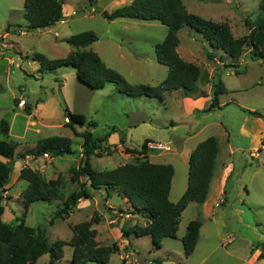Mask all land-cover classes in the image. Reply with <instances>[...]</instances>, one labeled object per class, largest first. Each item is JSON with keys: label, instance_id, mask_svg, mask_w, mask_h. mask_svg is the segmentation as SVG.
Masks as SVG:
<instances>
[{"label": "rangeland", "instance_id": "obj_1", "mask_svg": "<svg viewBox=\"0 0 264 264\" xmlns=\"http://www.w3.org/2000/svg\"><path fill=\"white\" fill-rule=\"evenodd\" d=\"M130 1L97 0L91 6L88 0H65L63 12L69 14L62 21L45 29L23 30L28 26L23 16V0H0V121L5 120L9 128L7 136L0 133V139L15 145L11 177L0 192L1 203L5 204L3 220L16 223L24 218L27 225L42 224L47 229L48 242L52 243L56 239L68 241L72 236L71 225L89 220L97 213L98 222L92 226L97 230L96 240L101 245L112 242L118 245L107 264H155V260H159V264H264V62L251 59L247 48L233 61L222 50L210 47L195 29L180 28L177 51L181 58L198 65L209 79V72L213 70L210 81L200 80L197 85L211 84L220 78L227 90L219 96V110L190 114L182 90L164 92L163 102L153 97L129 98L120 94L112 83H106L102 89H90L79 82L75 69L70 67L41 73L39 63L31 59L34 53L44 54L49 59L65 57L72 49L65 38L92 30L98 40L89 48L98 53L107 67L116 70L130 84L158 85L165 78L167 67L156 61L155 44L163 40L167 27L158 21L108 19L100 13L104 10L110 13ZM183 1L191 13L226 22L234 37L248 32L245 21L255 20L261 2ZM95 9L100 12H94ZM206 53L214 57H208ZM20 99L25 100L24 106H18ZM27 107L31 108L30 112ZM65 107L70 112L84 114L87 121L95 122L96 136L108 134L101 145L109 149V154L103 149L99 154L90 155L95 170L139 162L141 157L127 149L139 146L145 137L167 144L169 148L159 151L160 156H157L158 151H153L148 154V159L172 164L170 201L176 200L187 187L188 166L181 156H170L168 142L179 146L195 133L185 143L190 148L208 136H216L220 139V149L214 171L219 167L220 172L221 164L229 158L232 162L224 195L214 199L211 190L203 212L201 204L190 202L182 211L176 236L162 238L159 249L152 246L149 236L135 237L130 233L132 226H143L147 219L132 214L124 217L131 206L115 191L107 196L103 189L93 190L90 197L77 201L69 217L56 218L52 223H49L51 213L62 201H36L25 211L22 193L28 182L18 178L22 166L39 171L47 180L61 175L65 196L81 190V183L86 179L81 176L75 182L70 178V169L78 168L82 163L83 139L66 124ZM249 111H256L261 116ZM172 128L175 131L172 132ZM75 129L78 133L83 131L79 126ZM50 136L70 138L75 152L37 157L29 153L38 140ZM120 139H126L128 145L122 144ZM228 143L237 150L227 154L226 160L222 157ZM21 154L24 157H20ZM216 200L218 204L214 203ZM196 217L202 222L200 234L194 251L186 257L181 238L187 223ZM63 250V258L56 264H70L72 248L65 245ZM36 264H49L48 254L39 257Z\"/></svg>", "mask_w": 264, "mask_h": 264}, {"label": "trees", "instance_id": "obj_2", "mask_svg": "<svg viewBox=\"0 0 264 264\" xmlns=\"http://www.w3.org/2000/svg\"><path fill=\"white\" fill-rule=\"evenodd\" d=\"M96 1L88 0V3L92 6ZM23 2V16L30 30L45 29L64 19V0H23ZM94 12L100 11L95 9ZM100 13L108 19L158 21L167 27L163 40L155 44L156 61L167 67V74L158 85L130 84L116 70L107 67L98 53L89 48V45L98 40L97 34L92 30L82 31L65 38L66 43L72 48L65 57L49 59L44 54L34 53L31 59L39 63L38 71L52 72L61 67H70L75 69L79 82L90 89H102L106 83H112L120 94L129 98L153 97L163 102L164 92L178 89L182 90L186 97L201 96L204 92L198 91L197 82L200 80L207 82L210 79L207 74L202 73L198 65L184 60L177 51L179 44L177 32L184 26L195 29L210 47L222 50L233 61L239 59L247 48L251 59L264 62V0H261L259 4V12L255 20L245 21L248 32L239 37L232 35L226 22L205 19L189 12L183 0H132L110 13L105 10ZM206 54L208 57H214L213 54ZM235 73L238 72L235 71ZM226 92L220 78L212 83L210 102L201 112L209 113L219 110L221 108L219 96ZM26 110L30 112L31 108L27 107ZM64 111L66 124L83 139L82 163L78 168L70 169V178L75 182L79 181L81 176L86 179L81 183V190L65 196L61 175L47 180L39 171L22 166L19 169L18 178L28 182V186L22 193L25 211L31 203L36 201L49 203L62 201V204L51 213L49 223H52L56 218L69 217L77 201L90 197L93 190L103 189L107 196L115 191L119 196L127 199L131 206L129 214L147 219L143 226L131 227L130 233H133L135 237L149 236L152 246L158 249L162 238H174L182 211L186 206L190 202L202 204L207 197L219 152L218 139L215 136H208L191 151L188 158L187 187L178 201L172 202L169 199V193L174 168L169 163H156L148 159V154L155 151L147 147L150 139L145 137L139 146L127 149L141 157L139 162H128L109 170L98 171L92 167L90 155L99 154L103 149L104 153L109 154V149L101 145L107 140L108 134L96 136L95 122L87 121V117L82 113L70 112L67 107ZM249 112L261 116L256 111ZM75 126L83 128V131L78 133ZM8 129L7 122L1 120L0 133L7 136ZM120 142L126 145L124 139H120ZM97 149L100 151L98 152ZM74 152L72 140L63 136L40 139L35 148L29 151L35 157L45 154L61 156ZM14 156V143L0 139V192L10 180ZM20 157H24V154ZM1 200L0 194V264H36L37 259L44 254L49 256V264H56L63 258L65 245H70L72 248L70 264H86L87 262L107 264L110 256L118 250L116 242L101 245L96 240L97 230L92 226L98 222L97 213H94L89 220L71 225L72 236L68 241L56 239L49 243L46 236L47 229L42 224L30 226L26 224L24 218H20L16 223L4 221L2 217L5 204L1 203ZM201 225L202 222L198 217L190 220L186 225L185 234L181 238L183 253L186 257L194 251ZM123 234L127 235L125 232ZM159 263V260H155V264Z\"/></svg>", "mask_w": 264, "mask_h": 264}, {"label": "crops", "instance_id": "obj_3", "mask_svg": "<svg viewBox=\"0 0 264 264\" xmlns=\"http://www.w3.org/2000/svg\"><path fill=\"white\" fill-rule=\"evenodd\" d=\"M64 2H65V0H64ZM63 14L65 16V15H68L69 13H64L63 12ZM27 25H28V22H27ZM209 73H210V75H209L210 76V79H212L211 76L213 74V70L211 72H209ZM206 87H208V89H206ZM211 89H212V83L211 84L208 83L207 85L205 84L204 86H201V85L198 86V91H203L204 92V94L201 95V96H199V95L198 96H195L194 95L192 97H186V96L183 95L184 96L183 99H184L186 105L189 108V113L190 114H193L195 111L196 112H201L202 109H204V108H206L208 106V104L210 102L211 95H212L211 94ZM171 126L174 127V124L173 125L171 124ZM192 127H194V126H192ZM171 131L173 132V131H175V129L172 128ZM198 132L196 131V133H198ZM194 135H195V133L189 135V137H187V139H184L181 142V145H179V146L178 145H174L172 142H168V144H170V148H171V150H170L171 153H169L170 156L173 155V154L174 155L181 156L183 159H185L187 161V166H188V158H189V155H190L191 151L196 147V145L200 141L196 142V144L194 146L190 147V148L187 147V146H185V143H186V141L189 138L193 137ZM212 136H214V135H212ZM227 136L228 135L226 134V141L228 142ZM126 139H127V135H126ZM126 139H124V141H125V144L128 145L127 142H126ZM218 143L220 144V139L218 140ZM230 145L231 144L228 143L227 148L224 150V156L222 157V159L223 158H226V160H227L228 159L227 158V154H230L231 155V153L234 150H237V148L233 149V147L230 146ZM161 154L162 153L159 152V153H157V156H160ZM169 159H172V158L170 157ZM228 160L229 161H227L226 163L221 164V171L220 172L218 170L219 167H217V170L213 172V176H212V180H211V183H210V186H209V190H208L207 197H206L205 201L200 205L202 212H203V206H205L208 203L207 200H208V196L211 195V193H210L211 190L213 191V198L214 199H215L216 196L217 197H220V196L224 195V193H225V187H226V180H227V177H229V174L231 173V169H232V162H231L230 158ZM169 164H171V163H169ZM216 164H217V160H216ZM185 188H186V186H185ZM185 188H183L182 192L180 193L179 197L176 200L174 199V200H171V201L172 202L178 201V199L181 197V195L185 191ZM125 202H126L127 205H130L127 201H125ZM219 202H222V201L219 200ZM214 203H217L218 204V200H216V202H214ZM211 204L212 203L210 202L209 207L211 206ZM129 216H132V215L131 214H126L124 217H129ZM126 238H127V236H126ZM124 240H125V237L121 239V241H124ZM119 248H120V246H119ZM257 253L260 254V251L257 250Z\"/></svg>", "mask_w": 264, "mask_h": 264}, {"label": "built area", "instance_id": "obj_4", "mask_svg": "<svg viewBox=\"0 0 264 264\" xmlns=\"http://www.w3.org/2000/svg\"><path fill=\"white\" fill-rule=\"evenodd\" d=\"M73 13H74V12H73ZM24 104H25V100H24V99H20V100L18 101V106H24ZM147 147H148L149 149L157 150V151H161V150H165V149L169 148V147L167 146V144H164V143H161V142H154V141H152V140H149V141L147 142Z\"/></svg>", "mask_w": 264, "mask_h": 264}, {"label": "water", "instance_id": "obj_5", "mask_svg": "<svg viewBox=\"0 0 264 264\" xmlns=\"http://www.w3.org/2000/svg\"><path fill=\"white\" fill-rule=\"evenodd\" d=\"M23 30H30V27H29V26H25V27L23 28ZM121 264H124V263H121Z\"/></svg>", "mask_w": 264, "mask_h": 264}, {"label": "clouds", "instance_id": "obj_6", "mask_svg": "<svg viewBox=\"0 0 264 264\" xmlns=\"http://www.w3.org/2000/svg\"><path fill=\"white\" fill-rule=\"evenodd\" d=\"M44 156H47V154H45ZM122 263H124V262H122Z\"/></svg>", "mask_w": 264, "mask_h": 264}, {"label": "bare ground", "instance_id": "obj_7", "mask_svg": "<svg viewBox=\"0 0 264 264\" xmlns=\"http://www.w3.org/2000/svg\"><path fill=\"white\" fill-rule=\"evenodd\" d=\"M156 151V150H155Z\"/></svg>", "mask_w": 264, "mask_h": 264}]
</instances>
